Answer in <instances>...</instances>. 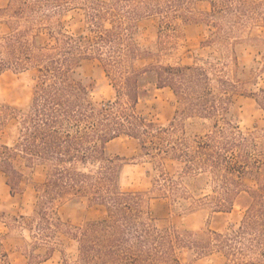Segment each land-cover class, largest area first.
<instances>
[{"label": "trees", "instance_id": "trees-1", "mask_svg": "<svg viewBox=\"0 0 264 264\" xmlns=\"http://www.w3.org/2000/svg\"><path fill=\"white\" fill-rule=\"evenodd\" d=\"M71 10L82 11L85 34L67 32L64 15ZM142 19L154 20L159 38L179 24L207 27L200 48L210 57L138 67L152 54L134 40ZM0 25L6 28L0 73L35 72L25 111L0 100V174L9 194L24 192L27 170H44L41 181H32V209L17 225L28 232L24 249L18 247L27 264H42L56 251L59 264H195L214 255L224 264H264V126L243 131L238 125L241 100L264 111V88L255 74L240 75L235 51L251 41L264 48V38L252 36L264 27V0H7ZM258 54L264 73V53ZM90 61L109 78L114 101H95ZM144 83L172 91L177 107L167 127L136 111ZM194 117L210 127L187 134L182 124ZM120 136L134 141L135 163L150 165L149 190L119 189L125 158L109 147ZM156 197L189 200L193 210L209 212L239 206L243 214L224 232L182 228L152 215ZM72 199L105 215L67 227L59 208ZM60 236L76 242L74 257ZM0 264H10L3 235Z\"/></svg>", "mask_w": 264, "mask_h": 264}, {"label": "rangeland", "instance_id": "rangeland-1", "mask_svg": "<svg viewBox=\"0 0 264 264\" xmlns=\"http://www.w3.org/2000/svg\"><path fill=\"white\" fill-rule=\"evenodd\" d=\"M7 0H0V6ZM64 25L68 33L72 35L85 34L87 27L84 23V16L80 10H71L64 15ZM6 28L0 25V33ZM163 34V35H162ZM159 38L158 27L152 19H142L138 22L134 40L142 48H149L152 51L149 59L137 62V66L150 63L161 64H191L194 61L201 62L202 59L209 58V49L200 48V42L208 37L207 27L203 25L179 24L175 29L165 31ZM253 37L264 38V27H255L252 30ZM45 35L40 36L43 40ZM236 53L239 60L241 76L255 74L258 77V86L264 88V73L259 72V54L264 53V48L256 41L238 45ZM93 75L94 87L92 95L98 103H107L115 100V93L109 78L96 61L88 63L86 74ZM35 78L34 71L13 72L5 70L0 73V100L7 102L21 111L28 107L32 92V85ZM149 80V75L143 81ZM177 103L172 91L168 87L156 88L151 83H144L141 96L136 105V111L156 122L157 125L167 127L174 115ZM211 125L210 121L200 118L186 119L182 128L187 134H200L206 131ZM238 125L243 131H250L264 126V111L253 101L243 99L239 102ZM178 128L180 125H177ZM112 153L124 157L121 168L118 187L122 191H146L152 184L151 167L147 163H135L136 153L134 141L126 136H120L110 144ZM168 170L174 173L178 170V164L169 163ZM30 181L26 186L23 196L11 197L8 188L4 184V176L0 174V234L5 231V224L12 230L8 235L16 237L20 235L17 225L22 223L18 214L20 212L29 213L32 209L35 193L32 181H41L44 175L42 167H34L27 170ZM243 200V199H242ZM189 200L178 199L171 202L167 198H152L150 200L151 213L156 218L168 219L177 227L188 229L211 228L224 232L231 225H237L241 219L243 211L239 206H235L230 212H209L204 209L193 210ZM61 220L67 225L78 226L86 221L102 218L105 212L97 206H90L86 201L72 199L65 202L59 208ZM14 217L19 222H15ZM26 235L27 233H21ZM8 238L4 240V246L10 253L13 264H26L25 260L13 252V247L17 243L20 249H24L19 239ZM58 241L65 249V253L74 257L76 254V242L60 236ZM19 243V244H18ZM61 262L60 253L56 251L48 263L59 264ZM225 260L220 255L197 262L195 264H224ZM232 264V263H227Z\"/></svg>", "mask_w": 264, "mask_h": 264}, {"label": "crops", "instance_id": "crops-1", "mask_svg": "<svg viewBox=\"0 0 264 264\" xmlns=\"http://www.w3.org/2000/svg\"><path fill=\"white\" fill-rule=\"evenodd\" d=\"M184 25H197V24H184ZM4 184H5V179H4ZM7 187V186H6ZM26 190V189H25ZM25 190H24V192L21 194V195H19V196H23L24 195V193H25ZM8 194H9V192H8ZM10 195V194H9ZM11 196V195H10ZM16 196V195H15ZM11 197H14V196H11ZM62 206V205H61ZM60 206V207H61ZM22 214H27V213H23V212H20L19 214H18V216L19 215H22ZM60 215V214H59ZM61 218V217H60ZM5 226V225H4ZM19 232V234L20 235H17L16 237H14V236H10V235H8L7 234V229H6V226H5V231H4V233H2V234H0V235H3V245H4V240L5 239H8V238H15V239H19L21 242H23L24 240H26L27 238H28V232H27V230H25V229H23V230H20V231H18ZM27 233V237H26V235H21V233L23 234V233ZM19 244V243H18ZM5 247V246H4ZM6 249V248H5ZM6 251H7V255H8V260H9V263L10 264H13V262L11 261V259H10V253L8 252V250L6 249ZM13 252H15L18 256H21L24 260H25V262H26V264H27V259H26V257L18 250V245H17V243L14 245V247H13ZM50 260V259H49ZM49 260H47V261H45L44 263H42V264H46V263H48L49 262Z\"/></svg>", "mask_w": 264, "mask_h": 264}]
</instances>
